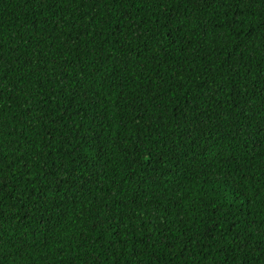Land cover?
<instances>
[{"label":"trees","instance_id":"1","mask_svg":"<svg viewBox=\"0 0 264 264\" xmlns=\"http://www.w3.org/2000/svg\"><path fill=\"white\" fill-rule=\"evenodd\" d=\"M0 264H264V0H0Z\"/></svg>","mask_w":264,"mask_h":264}]
</instances>
